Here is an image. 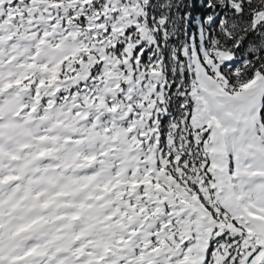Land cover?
Segmentation results:
<instances>
[{
	"label": "snow or ice",
	"instance_id": "1",
	"mask_svg": "<svg viewBox=\"0 0 264 264\" xmlns=\"http://www.w3.org/2000/svg\"><path fill=\"white\" fill-rule=\"evenodd\" d=\"M0 264H264V0H0Z\"/></svg>",
	"mask_w": 264,
	"mask_h": 264
}]
</instances>
